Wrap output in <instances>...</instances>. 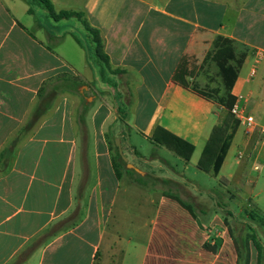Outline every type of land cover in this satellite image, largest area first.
Instances as JSON below:
<instances>
[{
  "label": "crops",
  "instance_id": "crops-1",
  "mask_svg": "<svg viewBox=\"0 0 264 264\" xmlns=\"http://www.w3.org/2000/svg\"><path fill=\"white\" fill-rule=\"evenodd\" d=\"M17 1L0 0V264H237L238 237L226 217L200 209V220L169 190L147 187V177L157 176L129 138L138 135L171 154L151 140L161 127L190 144L189 160L176 159L185 169L210 173L218 184L227 181L234 202L245 192L257 213L255 226L264 229V212L252 201L258 177L248 172L256 162L264 164L258 132L237 128L216 176L199 169L223 108L172 81L182 59L188 70L191 60L204 59L216 36L228 37L245 49L230 94L264 126V0H81L78 12L98 30L110 69L121 71L105 76L80 71L87 63L79 45L50 49L47 41L64 36L49 35L29 19L20 23ZM49 1L54 8L65 0ZM116 100L125 104L124 118ZM115 139L139 172L125 169L135 175L116 178ZM233 145L235 158L221 175ZM136 176L145 185L134 183ZM160 178L179 183L170 168ZM255 226L250 234L257 233ZM254 241L264 253V244ZM249 256V264H257L252 241Z\"/></svg>",
  "mask_w": 264,
  "mask_h": 264
},
{
  "label": "rangeland",
  "instance_id": "rangeland-1",
  "mask_svg": "<svg viewBox=\"0 0 264 264\" xmlns=\"http://www.w3.org/2000/svg\"><path fill=\"white\" fill-rule=\"evenodd\" d=\"M148 1H154L158 5H162L164 2H166V0ZM226 1L230 2L233 0ZM80 4L81 0H65L64 2H54V8L56 12L60 10L78 12L80 10ZM17 5V19L20 23L24 24L29 19L42 25V27L47 30L50 35L64 36L63 39H59L57 43H55L57 40L47 41L50 49H54L58 53L62 46H64L65 49H76L77 44L71 37L73 34L83 43L85 49L84 51L88 54L91 53L86 32L77 19L72 18L54 22L38 6H32L33 14H30L32 17L28 18L27 14L25 13V9H28V5L22 0H18ZM175 5L176 4H173V6ZM178 5L175 6L176 11L184 12L185 7ZM33 28L35 29V25H33ZM34 29L32 30L35 31ZM234 46L236 58H239L244 51V47L243 45L236 42ZM79 69L83 74L88 75V73H90V68L88 65ZM186 79L190 86H195L198 90L203 91L214 100L223 97L225 94L220 70L217 64L210 59L206 61L202 60L199 64H195V60H191L188 65ZM134 103L135 100L131 101L129 107L134 105ZM148 111L149 110H146V112ZM220 112L222 117H224L226 110L223 108ZM256 138L262 141L264 139L261 134H257ZM129 142L130 144H134L137 147L139 153H141L154 168L151 172L156 174V180L158 181H154L153 177H147V187L156 186L164 190H169L171 193L190 204L194 210V213L200 220L204 219L203 213L199 211L200 209H205L207 213H212V211L218 210L220 215L226 217L230 228L236 237L239 238L244 236H253L254 238H257L259 244H264V229H258L257 225L259 221L255 222L254 219L257 213L254 209L250 208L247 203L248 201L245 202L247 196L245 192L239 195L240 197L236 198L234 202L232 187L222 178L219 180L221 184H218V180H216L210 173L200 172L191 165L185 169L184 166L176 159L177 157L174 152L171 151V154H169L164 149H156L149 141H142V137L138 135L130 134ZM112 150L114 153L113 145ZM236 150V146L233 145L229 151L227 163L223 167L221 175H225L227 173L229 168L228 161L235 158ZM256 167V170H253V168H248V172L251 179L258 177L254 192H259V195L258 198H252V201L258 207L257 210L259 214H262L261 211L264 212V164H262L261 161H258L256 162ZM164 168H170L172 171H175L177 173L179 183H162L160 181V176L162 175ZM235 207H239L240 209H235L234 213L236 214V218L233 219L227 213H232L233 208ZM256 220L260 219L257 217ZM255 223L257 224L256 226ZM253 225L258 230L256 234H250V229Z\"/></svg>",
  "mask_w": 264,
  "mask_h": 264
},
{
  "label": "trees",
  "instance_id": "trees-1",
  "mask_svg": "<svg viewBox=\"0 0 264 264\" xmlns=\"http://www.w3.org/2000/svg\"><path fill=\"white\" fill-rule=\"evenodd\" d=\"M22 1H24L28 5L27 11L29 14H33L32 6H38L54 22L72 18L77 19L83 26L90 45L91 53L88 54L85 51L84 52L86 56V63L89 66L91 72L94 74H100L101 76H105L107 73H121L120 70L110 69L108 57L103 52V42L98 30L89 26L87 21L83 18V14L81 12L67 10H60L56 12L53 8L52 3L49 0ZM37 25L38 27H41L39 23H37ZM71 37L74 39L77 45H79L83 50H85L83 43L76 36L72 34ZM234 44V40L228 37L218 35L212 41L211 49L206 53L203 59V61L210 59L217 64L222 76L223 86L225 89V94L223 97L214 100L203 91L198 90L195 86H190L186 79L188 70L184 59L180 61L178 67L172 75V81L174 83L178 84L183 88H190L197 94L203 97H207L213 100L214 102L216 101L215 103L222 106L226 110L225 116L222 118L220 123H218L212 130L210 138L205 148L203 149L201 159L197 164V167L199 169L210 170L214 176L218 174L223 160L226 156V153L229 149V146L231 144V141L234 137L235 131L238 128L237 121L233 118L230 113V110L235 103V98L230 94V91L237 77V73L243 63L245 57V49L242 52L241 56L239 58H236ZM124 107V103H120L116 100V110L122 118H124L122 112ZM29 125H31V122L28 124V127ZM151 140L154 141L156 144L165 146L167 149L174 152L177 156L181 157L184 161H188L193 152V147L190 144L171 134L170 132L162 129L161 127L155 128ZM8 153L9 150L6 149L2 152V155H7ZM124 166V162L121 160L117 149L114 147L113 171L116 178H120L123 173L128 174L129 176L135 175L132 170H127ZM133 182L138 185H145V181L139 176H136ZM161 182L166 183L165 180H162ZM227 214L230 215L229 212ZM250 241L253 242V245L257 250V264H261L264 258V253L263 250L260 249L259 246L255 243L253 236H244L238 239H234V247L237 255V264H249ZM206 248L211 251L214 250L213 247L206 246Z\"/></svg>",
  "mask_w": 264,
  "mask_h": 264
},
{
  "label": "built area",
  "instance_id": "built-area-1",
  "mask_svg": "<svg viewBox=\"0 0 264 264\" xmlns=\"http://www.w3.org/2000/svg\"><path fill=\"white\" fill-rule=\"evenodd\" d=\"M261 57L260 53L255 54L254 65L250 71V76L255 73V66L259 62ZM231 115L237 121L238 127L242 130L244 134H251L252 132H258L264 138V126H260L256 123L253 116L247 114L245 109L239 105L238 100L235 99V103L230 110ZM264 142V139H263ZM241 154H239L240 157Z\"/></svg>",
  "mask_w": 264,
  "mask_h": 264
},
{
  "label": "water",
  "instance_id": "water-1",
  "mask_svg": "<svg viewBox=\"0 0 264 264\" xmlns=\"http://www.w3.org/2000/svg\"><path fill=\"white\" fill-rule=\"evenodd\" d=\"M114 144H115V146H116V148H117V152H118V154H119L121 160L125 163L126 167L129 168V169H133V170L136 171V172H139L136 168H134L132 165H130V164H128V163L126 162V158H125L124 155L122 154V151H121V148H120V144H119L118 139H115Z\"/></svg>",
  "mask_w": 264,
  "mask_h": 264
}]
</instances>
